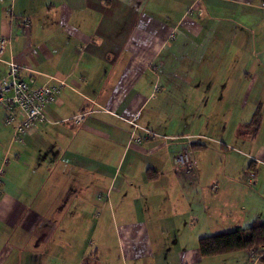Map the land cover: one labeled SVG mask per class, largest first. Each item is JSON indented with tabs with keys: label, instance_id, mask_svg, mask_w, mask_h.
I'll return each instance as SVG.
<instances>
[{
	"label": "crops",
	"instance_id": "crops-1",
	"mask_svg": "<svg viewBox=\"0 0 264 264\" xmlns=\"http://www.w3.org/2000/svg\"><path fill=\"white\" fill-rule=\"evenodd\" d=\"M173 3H179L181 14L161 22L154 10L145 9L148 0L0 2V36L8 39L1 59L21 65L19 75L32 76L35 85L66 83L45 107L47 120L19 139L0 123V264H208L198 263V250L177 239L187 219L191 229L200 218L182 190L181 170L171 166L175 154L189 149L196 173L200 156L187 142L169 152L168 142L159 143L143 129L170 140L176 135L162 134L157 126L163 114L170 119L166 108L182 106L179 123H197L201 116L193 109L211 98L229 103L211 139L218 152L236 159L217 177L218 194L231 180L232 188L250 196L237 201L235 227L264 222L259 193L264 191V5L257 0ZM186 9L198 12L188 17ZM7 72L0 61V78ZM255 110L261 121L252 137L241 126ZM80 113L82 119L72 121ZM230 116L234 120L228 122ZM128 124L139 127L129 130ZM207 135L205 130L185 134ZM248 174L252 183L245 185L241 178ZM161 190L179 193L176 198L184 203L175 207L176 200ZM161 205L169 214L154 211ZM182 220L186 223L177 227ZM221 224L219 215L211 220L208 226L217 231L211 234ZM170 231L176 239L163 249L158 236ZM113 234L119 261L112 262ZM237 254L252 261L236 264H260L253 251ZM172 256L176 263L167 260Z\"/></svg>",
	"mask_w": 264,
	"mask_h": 264
},
{
	"label": "rangeland",
	"instance_id": "rangeland-1",
	"mask_svg": "<svg viewBox=\"0 0 264 264\" xmlns=\"http://www.w3.org/2000/svg\"><path fill=\"white\" fill-rule=\"evenodd\" d=\"M174 0H158L159 5H156L155 2V7H151L154 4H151L153 0H148V4L145 7L146 10H151L155 12V15L158 16V20L161 22H174L176 18L179 17V15L182 12L181 6L179 3L175 4L173 3ZM152 8V9H151ZM145 10V11H146ZM198 11L193 12V10L190 11V9H186L185 14L188 17H191L192 15H195ZM209 61V60H207ZM6 76V75H5ZM34 86H40V85H35V82L33 83ZM66 85V84H65ZM229 103L227 101H221V103L215 98H211L206 102L205 106H200L197 108H194L192 111V114H200L201 118L200 120L196 123H179V118L181 115H183L182 112V106L179 108H176L173 110L168 106L166 110L168 111V117L165 114H163L160 122L157 124L161 131L162 134L164 132L166 133H171L176 135V137H171L170 140L166 139V136L164 135H158V133H155V138H158L159 143L162 141L168 142L169 144V152L173 151L175 149V146L178 145L179 143H192V142H202L205 144L206 147L204 148H192L194 155L197 157V155L200 156V164L199 165V171L197 170L196 173L194 171L196 170V165L194 164L191 170L185 171L181 170V172L178 173V176L181 177L182 181L186 183L185 187L186 189L182 190H187V196H188V202L192 204L193 210L192 212L197 215L200 219L196 223L195 221L192 222L193 225H191V229H187L188 223L190 219H187V226H185V230L183 233L179 236H177L178 241H182L183 245L182 247H185L186 249L193 250L197 249L198 245V239L207 234H211L215 231L214 227H209L208 224L210 223L211 220H215L216 216L219 215L221 219V226H219L220 231H225V230H230L235 227L234 225V216L236 215L235 213L237 211H240V207L237 205V201L240 202H247L250 200V196H248L247 193L242 191L239 193V191L235 188H232L231 185L233 182L231 180H225V187L224 190L219 192L218 194V189L216 188L217 181L219 182V177L220 175L224 174L222 171L227 172V168L231 166V162L234 159L235 163V158L233 156H229V154H222L218 152L219 150V144L213 143L211 137L216 136L215 134L217 133L219 127H220V122L222 121V118L220 117L222 114H224L228 109ZM233 111V114L238 113L237 109H230ZM4 110L2 109V106L0 105V123L2 126L6 127L7 129H12L11 126L5 125L3 121L4 117ZM173 114V115H172ZM234 119L230 116L228 118L229 121H233ZM132 126H134L132 124ZM130 124H128L129 130L132 128ZM149 130V129H148ZM206 131L208 133L207 136L209 137H204L201 139L196 138V136H185V134H195L201 131ZM12 136H13V131H12ZM152 136V135H149ZM158 136V137H157ZM189 137V138H187ZM180 138V139H176ZM137 139V138H135ZM166 139V140H162ZM175 139V140H174ZM4 141V135L2 136V140ZM233 157V158H232ZM199 158V157H198ZM171 161V160H170ZM172 163V161H171ZM170 166V165H169ZM172 166V164H171ZM250 166V165H249ZM253 167H250V170L253 172ZM3 170V169H2ZM219 175L217 176V174ZM261 173V171H260ZM250 174L244 175V177L241 178L242 182L245 185H250L248 183L247 179ZM253 175V173H252ZM235 176V175H234ZM240 176H238L239 178ZM227 185V187H226ZM252 185V184H251ZM264 191L262 189H259V193L264 196ZM161 193H168L165 190H161ZM179 193L172 194L168 193V197H172L176 200V202H173V205L175 207L181 206L184 201L176 198ZM187 202V203H188ZM227 202L232 203V208L229 207ZM172 205V204H171ZM155 208H158V210H155V212H163V211H168L167 214H169L170 209L167 207V209H164L165 206H156ZM231 208L232 211H229ZM176 208L172 209L174 211ZM188 211V207H187ZM204 213V214H203ZM189 214V213H187ZM202 215V217H201ZM224 216H228V218H224ZM171 222V219H168V224ZM176 223V221H174ZM186 223L185 220H182L179 224H177L179 228H181L182 224ZM213 223L217 224L216 221H213ZM214 224V225H215ZM218 225V224H217ZM171 233L168 236H158V238L162 239L161 241L163 246L162 248H171L174 243H170V240H175L176 237ZM99 242L101 240V237L96 238ZM111 239V245L110 249L111 251L109 252V260L113 261H119L118 253L117 250L115 249L116 241H115V236L113 234ZM105 240L108 242L109 238H105ZM237 253H247V251H240V252H230L226 254H218V255H211V256H206L202 257L198 263H208V264H236V263H250L252 259H248L245 262V260L241 257L238 256L239 254ZM108 259V257H107ZM170 263H176V259L172 256L170 259ZM105 261V259L103 260ZM117 263V262H115Z\"/></svg>",
	"mask_w": 264,
	"mask_h": 264
},
{
	"label": "built area",
	"instance_id": "built-area-1",
	"mask_svg": "<svg viewBox=\"0 0 264 264\" xmlns=\"http://www.w3.org/2000/svg\"><path fill=\"white\" fill-rule=\"evenodd\" d=\"M3 0H0L2 2ZM7 14L12 16L11 6L7 8ZM24 26L28 25L26 19L22 20ZM8 44L6 37L0 36V61L8 66L7 75L0 78V105L4 110L3 121L5 125L12 127L13 138L19 139L20 136L35 123H42L47 120L45 107L53 102L60 88L65 85L64 81H57V84H42L34 86L32 76L27 79L19 75L21 65L13 61H3L1 55ZM83 113L72 117V121L79 122ZM135 127H139L133 124ZM146 135H155L153 131L143 129ZM132 140H138L132 139ZM194 162L188 150H181L172 157V168L174 171H189ZM1 175V170H0ZM252 175L247 181L252 183ZM1 181V180H0Z\"/></svg>",
	"mask_w": 264,
	"mask_h": 264
},
{
	"label": "trees",
	"instance_id": "trees-1",
	"mask_svg": "<svg viewBox=\"0 0 264 264\" xmlns=\"http://www.w3.org/2000/svg\"><path fill=\"white\" fill-rule=\"evenodd\" d=\"M264 5V0H257ZM261 121L260 112L255 110L251 119L241 126V130L247 129L252 137H255ZM153 136V135H152ZM197 144L191 143L195 148ZM190 152L191 150L186 149ZM253 163L251 162V167ZM198 253L201 257L226 254L235 251H253L258 255L260 264H264V222L254 221L246 227H234L227 231L203 235L198 239Z\"/></svg>",
	"mask_w": 264,
	"mask_h": 264
}]
</instances>
